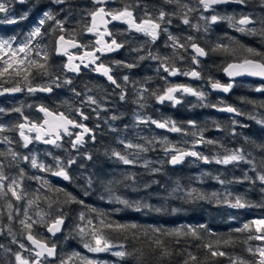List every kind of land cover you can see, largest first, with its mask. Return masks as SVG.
I'll return each mask as SVG.
<instances>
[{
    "label": "snow or ice",
    "instance_id": "6c2138e0",
    "mask_svg": "<svg viewBox=\"0 0 264 264\" xmlns=\"http://www.w3.org/2000/svg\"><path fill=\"white\" fill-rule=\"evenodd\" d=\"M115 0H92V9L82 13L85 21L79 29L65 27L68 17L72 14L70 0H48L47 5L41 11L31 30L23 35L0 37V96L26 93L34 96L37 93H53L56 89L68 87L79 99L76 106L63 103L66 111H58L44 104L27 105L35 107V111L42 114L39 118H33L24 113V105L10 109L0 107V115L16 113L19 119L13 123H0V237H8V244L0 243V252L6 257V264H55L58 258L57 243L51 239L57 233L64 230L66 220L70 214V205L80 204L89 208V213L79 212L70 230L72 238H78L87 252L93 256H83L79 252L73 255L78 257L81 264H149L150 258H154L159 264L170 259L173 255L184 256L182 264H196L198 256L187 249L181 250L182 241L188 239L201 240L202 232H210L206 225L198 227L181 226L165 229L155 226H144L135 222H117L110 217L112 213L130 210L136 213L155 212L164 213L163 206L156 207L147 202V198L130 199L121 193V188L130 189L133 192L139 190L137 173L126 171L119 179H101L95 174L84 176L86 186L83 195L92 194L96 183L103 187L100 199L107 198L108 202L118 205L112 209V213L99 210L85 205L83 199L68 192L63 187L54 186L48 176L59 177L69 183H74L76 177L70 175L73 165L78 160H92L93 154L81 151L86 144H95L97 131L101 128L99 121L107 126L112 133L120 130L111 122L120 120L121 115L112 114L103 117L101 113L110 109L104 101H111V96L97 98L93 95L77 91L70 87L73 77L67 73L79 75L82 69H88L99 75L114 86L113 94L120 102L128 99V85L137 84L128 75L122 77V82L113 75V67L132 69L138 63L147 59L157 61L158 73L162 71L166 75L160 78L165 81L163 88L155 90L140 84L135 87L134 103L139 109L147 106V100L154 98L157 104L165 102L175 107L183 102L186 95L196 97L201 106L214 108L220 112L233 114L234 117H245L264 127V102L246 101L252 104V111H244L233 105L221 101L219 104L207 102L209 92L191 85L172 83L168 77L185 76L192 79L204 80L201 71L197 70L202 57L212 53H220L232 57L223 67V72L230 78L228 83H222L212 76L206 78L211 91L228 93L234 87L235 78L249 76L264 81V51L244 45L230 37L226 33L218 36L215 42L209 41V47L205 48L197 42V36H178L170 31L173 20L177 19L181 24L196 33L205 36L213 31V27L221 22H226L228 27L235 32L257 37L264 41V0H162V4L151 9L145 0H120V7L111 8L108 5ZM255 2L256 8L245 11ZM28 4L29 0H0V23L15 24L19 20L26 19L28 13H23L16 18L13 12L14 6ZM236 4L240 10H234L231 14H221L218 6ZM33 7L40 6V0H35ZM256 9L261 11L257 12ZM64 14L63 18L60 17ZM195 14V17H193ZM90 17V20H88ZM193 18L196 23H193ZM113 22L126 25L120 32H113L108 27ZM47 25V27H46ZM88 33L94 36L89 43H82L77 36ZM125 33H139L147 38L144 44L131 47L130 51L136 53L135 62L126 60H113L106 63L102 58L107 54L118 52L129 43L127 40L118 41V35ZM161 35L166 36L164 46L172 49L170 55L153 52L151 47L155 45ZM52 38L51 47L45 43ZM189 49L191 50L189 52ZM75 50V51H72ZM241 53H243L241 55ZM52 55L65 57V61L58 66L51 62ZM190 61L187 68L178 66V61ZM119 90L117 93L115 90ZM90 93L92 89H87ZM255 92L264 94V84L257 86ZM243 99V98H242ZM95 116V127H89L86 121ZM215 123V122H213ZM135 126H155L167 132L178 133L181 137H191V140L182 139L172 142L167 136L140 137L144 143H134L126 136H117L116 142L121 145L120 149H106L104 155L119 164L131 167H143L150 173H160L164 164L173 166L181 164L186 157H193L205 164L237 167L240 164L248 167L243 170L241 177L231 180L222 178L220 175L212 177L220 185L234 183H249L260 185L264 193V142H258L245 136L246 144L252 145V150L244 147H228L218 140L206 138V128L199 127L195 121H188V128L179 125L169 117L153 118L143 115L140 111L134 113ZM218 130L223 131L220 125ZM247 128L248 124L239 119L231 120L228 134L238 137L242 133L236 128ZM128 125H125V129ZM11 133L12 135H9ZM35 143L50 145L54 148H64L66 155L58 156L48 151L46 156L51 157V163L39 158V154L29 146ZM159 144L166 159L152 161L144 159L142 154L155 150ZM200 146L217 147L215 153L209 149V154L199 151ZM21 150H27L21 151ZM255 153V154H254ZM257 156L260 157L257 160ZM159 164L161 167H155ZM83 168V164H79ZM35 170L29 174L28 169ZM43 175H40V174ZM251 173V175H250ZM203 176L210 175L203 173ZM200 179V178H198ZM33 181L38 187L33 189L25 181ZM201 182L203 180L201 179ZM159 183L153 180L151 183L144 182L142 187L148 190L153 184ZM63 193V200L58 197H50L48 192ZM177 193H183L179 198L187 200H214L217 204H224L234 209L246 207H264V204L253 205L245 195L235 193L225 188L223 192L210 194L199 191L196 188L185 189L179 181L171 188L164 200L176 198ZM160 197V193L150 192L148 197ZM179 209L172 208L175 213ZM43 227L45 233L38 229ZM236 232L246 233L243 243L247 256L233 255L224 250L231 245L230 240H215L204 243L202 247L207 257H227L229 264H264V216L244 223ZM67 238V237H66ZM171 240V243H169ZM257 241L253 245L251 242ZM15 246V247H12ZM107 253L115 260H106L99 254ZM186 254V255H185ZM250 257V259L248 258ZM72 256L59 258V264H70Z\"/></svg>",
    "mask_w": 264,
    "mask_h": 264
},
{
    "label": "trees",
    "instance_id": "16d2710c",
    "mask_svg": "<svg viewBox=\"0 0 264 264\" xmlns=\"http://www.w3.org/2000/svg\"><path fill=\"white\" fill-rule=\"evenodd\" d=\"M48 0H40V6L35 7L36 9L31 11L28 15L26 21L21 22L17 25L0 27V33L4 36L10 35H21L31 29L34 23L36 22L38 15L41 13V9L47 5ZM149 8L160 6L162 0H145ZM35 3V0H29L28 6H32ZM18 5V3L16 4ZM70 5L72 8V14L68 17V22L65 27L69 30L79 29L81 25L85 22L82 19V13H86L88 10H91L92 0H70ZM111 8L120 7V0H115L114 3L108 5ZM18 7V6H17ZM256 8L255 2L245 11H251ZM218 10L221 14H231L234 10L239 11L240 6L236 4L228 5L226 7H218ZM257 12L261 11L256 9ZM64 14L62 13L60 17L63 18ZM195 17V14H193ZM90 20V17H88ZM193 23H196V19L193 18ZM47 27V25H46ZM125 29V26H112L111 30L113 32H120ZM170 31L178 36H187L189 34L197 36V42L208 48L209 41L215 42L218 36H223L225 33L230 37H235L236 40L243 43L244 45L251 46L253 48L264 51V41H261L257 37H252L244 35L238 32H235L233 29L229 28L226 22L218 23L213 27V31L205 36L203 33H196L193 30L187 28V26L180 23L179 20L174 19L173 24L170 26ZM77 39L82 43H89L93 39L83 33L77 36ZM166 36L161 35L160 39L156 42L155 45H146L151 47L153 52L159 54L170 55L172 49L166 48L164 46V41ZM118 41L127 40L128 44L124 47V50L116 56L111 57V59H103L106 63H110L113 60H126L128 62H135L136 53L130 51L131 47H137L141 44H144L147 38L139 33H125L124 35L117 36ZM45 43L51 47L52 38L50 37L45 41ZM191 50L189 49V52ZM243 53H241L242 55ZM66 58H59L56 55H52L51 62L54 66H58L65 61ZM232 57L220 53H212L206 57L205 60L201 61V64L197 70L201 71L202 75L205 77V80L208 76H212L215 79L224 83L223 77V67L226 66L228 62H231ZM157 61L150 59L141 61L138 63L137 67L132 69L113 67V75L122 82V77L128 75L132 81L138 82L137 84L128 85V99L126 102H120L116 95L113 94L114 86L111 85L104 78L98 77L92 71H84L79 76L67 73L68 76L73 77V84L70 87H74L77 91L82 93L93 95L98 99L104 96H111V101H104L105 106L110 110L107 112L101 113L103 117H110L112 114L121 115L120 120L111 122L114 127L120 131L117 133H112L108 130L107 126L103 124V121H99L101 128L97 131V140L95 144L88 143L85 145L81 151H88L93 154L92 160L82 159L78 160L77 165H73L70 170V175L76 177L74 183H69L68 181H57L53 179V176H48L47 178L51 183L56 187H63L68 192L76 195L78 198L83 199L85 205L97 208L99 210L112 213V209L119 207L118 205L110 204L105 199H100L103 194V187L100 183H96L92 189V194L88 196L83 195L84 186H86L84 176L90 174H95L96 177L101 179H119L122 178L123 174L128 172L137 173V182L140 185L138 191L133 192L130 189L121 188V193L130 199H140L147 198V202L159 207L163 206L165 212L157 214L155 212H142L136 213L130 210H123L119 213H112L111 219L117 222H135L144 226H155L165 229H172L181 226H191L198 227L199 225H206L210 232H202V239H188L182 241L181 250L187 249V251L192 252L198 256V261L196 264H229L227 257H217L210 258L207 257L205 249L202 247L204 243L213 242L215 240H230L232 243L230 246L224 248L225 251L232 253L233 255L239 254L242 256H247L244 249L246 245L243 243L246 233L236 232L235 229L242 228L244 223L250 222L253 219L264 216V207H246L243 209H234L228 207L224 204H217L214 200H187L181 199L183 193H177L176 198H168L164 200L163 197L167 196L171 188L175 187V182L179 181L183 188L191 189L196 188L201 192L210 194L212 192H223L225 188L230 191H233L238 194L245 195L246 198L253 205L264 204V193L260 190V185H251L247 182L245 183H234L228 185H220L212 177L220 175L222 178L231 180L234 177H241L243 175V170L248 166L240 164L237 167H232L231 165L225 167L222 165H217L215 163L205 164L202 161L196 160L193 157L186 158L185 162L180 168H172L170 164H164L162 166V171L160 173L152 174L143 167H131L119 164L117 161L109 159L104 155L106 149L117 148L120 149L121 145L116 142L117 136H126L129 140L134 143H144L140 137H151V136H167L172 142H178L182 139L191 140V137H181L178 133L167 132L166 130L156 129L155 126H146L141 125L140 127L135 126L134 124V113L140 111L143 115H150L153 118L160 117H169L172 120L176 121L179 125L188 128V121H195L199 127L206 128L204 135L206 138L215 139L225 144L228 147H239L243 145L244 147L252 150L251 144H246L244 137H250L258 142H264V127L257 125L254 121L245 119L241 116L238 118H230L224 116L214 108L203 107L201 102L197 100L196 97L185 96L181 104L176 105L175 107L171 106L169 103H164L163 105L157 104L154 98H149L147 100V106L144 109H139L138 105L134 103L135 87H139L140 84H144L145 81L148 83L145 85L150 89L163 88L165 86V81L160 77L166 75L162 71L158 73L157 71ZM178 66L187 68L189 66L195 67V65H190V61H178ZM168 80L170 78L168 77ZM207 81V80H206ZM172 83H182L188 84L187 80L179 78L177 82ZM264 84V81L259 80H247L246 82H241L233 89L232 93L227 97H220L214 94L208 86V83L203 87H195L203 89L210 94L207 97V102L213 104H219L221 101L233 105L237 108H240L244 111H252L253 106L246 101H256L257 103L264 102V94L255 92L254 89ZM92 89L89 93L87 89ZM117 93L119 90H115ZM243 98V99H242ZM67 101L69 104L76 106L79 103V99L74 96V94L69 90L68 87L56 89L51 95H34L29 96L26 93L14 94L12 96L3 97L0 99V107L10 109L16 106L24 105V113L33 118H39L41 114L35 111V107L29 108L27 105H38L44 104L51 109L58 111H66V108L63 107V103ZM19 119V115L13 113L11 115H0V123H13ZM239 119L245 124H248L247 128H236L237 132L242 133L238 137H232L228 134V131L231 127V120ZM96 117L93 115L89 121H86L89 127H95L97 123ZM215 122V123H213ZM220 125L223 131L218 130L216 125ZM125 125H128V128L125 129ZM9 135H12L9 133ZM3 146L0 145V148ZM33 151L39 154V158L48 163H51V157L45 155L46 152L51 151L55 155L64 156L66 155L64 148L69 147L67 144L64 145V148H54L47 147L43 144L35 143L29 146ZM209 149L211 152L215 153L219 151L217 147L213 146H200L199 151H203L205 154H209ZM27 151V150H21ZM255 154V153H254ZM144 159L158 161L166 159L162 148L159 144L155 146V150H150L142 154ZM257 160L260 159L259 156L256 157ZM79 164H83L84 167L80 168ZM155 167H161L159 164H154ZM29 174L34 172L33 169H28ZM203 173H209L208 176H203ZM40 174V173H38ZM43 175V174H40ZM251 175V173H250ZM200 178V179H198ZM201 179L203 182H201ZM153 180L158 181L159 183L153 184L152 187L148 190H144L142 185L144 182L151 183ZM25 184L31 185L33 189L38 187V184L33 181H25ZM155 192L160 193V197L151 196L148 197V193ZM50 197H58L63 200L64 194L57 192H48ZM172 208L179 209V211L173 213L171 212ZM84 211L86 214L89 213V208L82 206L80 204L73 203L70 205V214L66 220L64 231L61 236L55 238L51 237L54 240L58 247V258L55 264H59V258L72 256L70 264H81L78 257L74 256V253L79 252L81 255L86 256L87 250L83 248L80 240L78 238H72L70 235V230L73 223L76 220L79 212ZM41 233H46V230L43 227L38 229ZM67 237V238H66ZM8 237H0V243L8 244ZM171 243V240H169ZM253 245L257 244V241L251 242ZM15 247V246H12ZM186 255V254H185ZM184 256L173 255L170 259L166 260L164 264H182ZM250 259V257H248ZM0 264H6V257L0 252ZM128 264H133V261L129 260ZM149 264H159L154 258H150Z\"/></svg>",
    "mask_w": 264,
    "mask_h": 264
},
{
    "label": "flooded vegetation",
    "instance_id": "af4514ba",
    "mask_svg": "<svg viewBox=\"0 0 264 264\" xmlns=\"http://www.w3.org/2000/svg\"><path fill=\"white\" fill-rule=\"evenodd\" d=\"M35 9H36V8H33L32 11L35 10ZM43 9H44V8H42L41 11H42ZM39 15H40V14H39ZM39 15H38V16H39ZM27 19H28V16H27L26 19L19 20V22H18V23H15L14 25L20 24L21 22L26 21ZM112 26H125V28H126V25H124V24H122V23H119V22H113L112 24H110V25L108 26V27L110 28V30H111ZM90 37L94 40V36H90ZM123 50H124V48H123L119 53L114 52V53L107 54V55L104 56L102 59H111V57L116 56V55H119ZM84 71H90V70H88V69H82L81 73L84 72ZM81 73H80V74H81ZM72 74H73V73H72ZM222 74H223V72H222ZM223 77H224V83H228L229 81L226 79V77L224 76V74H223ZM179 78H183V79L187 80V82H188L187 85H191V86H193V87H202V86L204 87L205 84H207V81H206L205 79H204V80L190 79L189 77H185V76H182V75L178 76V77L175 79L174 82H177V80H178ZM247 80H255V79H252V78H246V79H243V80H241V81H237V82L234 83V87H233V89H234L235 86H237L239 83H241V82H246ZM222 83H223V80H222ZM232 91H233V90H232ZM229 95H230V94H229ZM229 95H227V96H229ZM220 96H222V95H220ZM227 96H222V97H227Z\"/></svg>",
    "mask_w": 264,
    "mask_h": 264
},
{
    "label": "rangeland",
    "instance_id": "374dc122",
    "mask_svg": "<svg viewBox=\"0 0 264 264\" xmlns=\"http://www.w3.org/2000/svg\"><path fill=\"white\" fill-rule=\"evenodd\" d=\"M17 6H18V7H17ZM33 8H35V7H33V6H28L27 4H23V5H22V4H19V3H18V5H15V6H14L13 12H14L15 17H16V18H19L23 13H25V12L29 13V12H31ZM11 25H14V24L0 23V27L11 26ZM30 30H31V29H28V31H26L25 33L29 32ZM25 33H23V34H21V35H15V36L23 37V35H24ZM11 36H14V35L4 36V35H2V33H0V37H5V38H6V37H11ZM17 94H22V93H17ZM7 96H12V95H8V94H6V95H3V96H0V99L3 98V97H7ZM183 100H184V99H183ZM140 126H141V125H139L138 127H140ZM156 129H157V128H156ZM258 243H260V242H257V244H258ZM99 255H100L101 258L106 259V260H115V259H116L115 257H112V256H110V255L107 254V253H102V254H99ZM86 256L91 257V256H93V254L87 252V253H86Z\"/></svg>",
    "mask_w": 264,
    "mask_h": 264
},
{
    "label": "water",
    "instance_id": "95a60500",
    "mask_svg": "<svg viewBox=\"0 0 264 264\" xmlns=\"http://www.w3.org/2000/svg\"><path fill=\"white\" fill-rule=\"evenodd\" d=\"M228 5H230V4H228ZM221 6H227V5H221ZM90 36H93L92 34H89ZM123 49V48H122ZM121 49V50H122ZM121 50H119L117 53H119ZM72 51H75V50H72ZM58 57H62V56H58ZM206 57H202V58H200V59H205ZM96 75L97 76H99V77H103L102 75H99V74H97L96 73ZM224 76L226 77V79L229 81L230 80V78L224 73ZM103 78H105V77H103ZM245 78H255V77H249V76H241V77H236L235 78V82L236 81H239V80H243V79H245ZM106 79V78H105ZM171 79L173 80V79H175V77H171ZM256 79H259V78H256ZM214 93H216V94H218V95H222V96H227V95H229V94H231V92H232V89H231V91L230 92H228V93H223V92H220V91H213ZM37 94H39V95H51L52 93H37ZM168 103V102H167ZM222 114L223 115H225V116H234L233 114H230V113H226V112H222ZM40 144H42V143H40ZM45 146H49V147H52V146H50V145H45ZM187 158V157H186ZM186 158H185V160H186ZM185 160L181 163V164H178V165H175V166H173V165H171L170 164V166L172 167V168H180L181 166H182V164L185 162ZM53 179H55V180H57V181H63L61 178H59V177H53ZM64 231V230H63ZM63 231L61 232V233H57V235H56V237L57 236H61L62 235V233H63ZM53 238H55V237H53ZM57 253H58V250H57ZM56 261H57V259H56ZM55 261V262H56Z\"/></svg>",
    "mask_w": 264,
    "mask_h": 264
}]
</instances>
